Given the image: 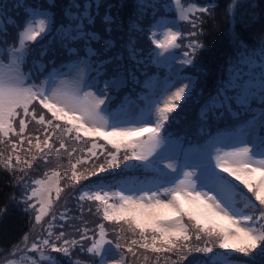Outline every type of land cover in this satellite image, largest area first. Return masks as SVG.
<instances>
[{
	"label": "snow or ice",
	"instance_id": "obj_1",
	"mask_svg": "<svg viewBox=\"0 0 264 264\" xmlns=\"http://www.w3.org/2000/svg\"><path fill=\"white\" fill-rule=\"evenodd\" d=\"M245 5L250 16L240 13ZM10 7L23 8L22 23ZM129 7L122 47L134 65L123 53L107 56ZM217 7L216 0H68L58 14L56 0H0V172L21 189L11 200L29 215L28 231L0 248V264H257L258 257L264 264V37L249 49L234 36L239 60L201 109L205 121L251 118L202 143L171 132L194 94L197 81L186 69L197 68L205 47L198 37ZM256 9L254 0H229L226 15L255 22L264 18V8ZM98 18L108 39L95 30ZM10 28L17 33L11 44ZM145 35L147 62L168 75L144 81L142 106L126 95L113 107L110 90L140 83ZM102 39L103 48L93 47ZM50 53H66L68 62L58 68L49 60L40 80ZM7 215L8 206L0 207V220ZM86 216L94 217L91 227Z\"/></svg>",
	"mask_w": 264,
	"mask_h": 264
},
{
	"label": "trees",
	"instance_id": "obj_2",
	"mask_svg": "<svg viewBox=\"0 0 264 264\" xmlns=\"http://www.w3.org/2000/svg\"><path fill=\"white\" fill-rule=\"evenodd\" d=\"M201 4H206L209 0H199ZM5 2L15 4L16 0H5ZM37 0H26L28 4H34ZM58 5V14L64 5L68 4V0H56ZM83 4L84 0H79ZM121 0H104L105 6L109 3L117 4ZM126 2L131 5L132 0H126ZM257 5L256 11L259 12L261 8H264V0H254ZM218 7L214 11V19L209 20L205 25H203L204 35L198 37L205 45V47L198 53L196 59L199 61L197 67H200L201 78L203 85L199 86L200 91L194 95V99L190 103V107L187 108V113L183 118H187L189 125L187 126H172L171 132L174 137H179L181 140L190 141L192 143L200 142L202 143L209 135L215 136L217 133H223L230 131L233 128L239 126L245 119H250V115H244L239 118H232L230 116H225L222 119H213L211 121H205L201 118V109L205 101L209 99L210 96H214L217 89L220 87L223 80H226L228 75V68L230 63L239 60L238 42L234 40L235 35H239L244 43L249 47V49H258L259 41L264 37V18H258L255 22L245 23L244 16H238L237 20H230L226 15V8L229 0H216ZM115 11V10H113ZM131 8L124 13L123 16V28L120 30H114L111 33V39L115 42V47L111 49L107 56L114 54L123 53L124 63L127 64V51L122 47L127 40V24H128V13ZM104 8H101V14H103ZM240 13L251 15L252 10L246 5L240 9ZM152 20V16L148 19L145 27L148 26V22ZM106 25H103L99 18L97 19L95 30L98 31L103 39H108L109 34L104 31ZM16 32V29H15ZM17 35V33H16ZM103 39L100 42H94L93 47L101 49L104 47ZM16 40L13 39V43ZM188 41H186L187 43ZM10 43V42H9ZM96 45V46H94ZM140 48V47H139ZM68 62L67 54H63L62 58L53 62L55 66L64 64ZM53 63H50L46 69L53 67ZM259 63V60H257ZM152 70V69H151ZM256 69L253 71L258 75ZM111 66H108V72L110 74ZM157 72L158 70H152L148 73H143L140 77L137 87H125L121 89L116 95L113 101V107L118 106L123 98L128 95L131 97L136 104L142 106L143 101L139 100V94H145L148 91L147 88L143 86L144 81L149 77H160ZM43 74H41L42 76ZM107 76L101 77V79H106ZM193 97V96H192ZM254 101L252 105H255ZM253 107V106H252ZM203 129V132H201ZM261 135L264 133L261 131ZM136 163V162H132ZM46 167H41V171ZM119 171V170H117ZM107 176L108 173L102 174ZM128 175H138L143 178L145 175L142 172L130 171ZM7 173L0 172V207L5 205L8 206V215L0 220V248H10L13 243H16L28 231L29 228V215H26L22 211V205L18 206L14 204L11 200L13 193H15L16 187H9L6 184ZM92 181L99 179V177H92ZM91 181H85L84 183H90ZM21 192L19 193V196ZM59 207V205L57 206ZM87 207V205H86ZM86 219L90 221L89 226H92V221L94 217L86 216ZM216 251V250H215ZM58 255V254H57ZM90 258L87 254H80L79 258ZM196 258H205L202 254H196ZM63 264H66V259L61 258ZM191 260L192 257H189ZM261 263V259L257 258V264ZM187 264V262H185Z\"/></svg>",
	"mask_w": 264,
	"mask_h": 264
},
{
	"label": "rangeland",
	"instance_id": "obj_3",
	"mask_svg": "<svg viewBox=\"0 0 264 264\" xmlns=\"http://www.w3.org/2000/svg\"><path fill=\"white\" fill-rule=\"evenodd\" d=\"M160 3H163L164 0H159ZM197 3L201 4L199 0H196ZM10 6H13L14 4L13 3H8ZM10 11H12L15 15H16V18L22 23V20L24 18V10L23 8L19 9V11L17 12V10L14 8V7H10ZM162 11V10H161ZM171 15L172 14H169V18H171ZM151 17V14L148 15L147 19L145 21H143V23H146L148 21V19ZM145 26V24H144ZM179 27H180V30L184 33H187L188 31L191 30L190 28V25L186 24V23H180L179 24ZM6 39L8 40V42L13 43V39L16 40V32H15V29L14 28H10L9 29V35L6 37ZM187 40L184 41V43H186ZM96 46V45H94ZM32 47H35V45H32ZM138 47H140L141 49H143V52H142V58L147 62L148 61V57H147V51L149 48L152 47L151 45V42L148 40L147 36H143V37H139V43H138ZM182 50H177V54H179ZM63 55H55V56H52V54L50 53L48 57H45V63H46V67L50 64L48 63L49 60H51L52 62H55L57 61L59 58H62ZM127 64L129 65H134L135 64V61H127ZM199 64V61L197 60V65ZM158 70L161 72H157L159 73V76L160 77H157L158 80L160 81H163L164 78L168 75V72H167V69L165 68H161V67H157L155 64H152L151 62H147L146 65L142 64L140 65V70L137 72V78L140 79V77H142L143 73H148L152 70ZM29 70V68L26 66L25 67V71L27 72ZM200 67H197L195 70H192V69H186V72L189 74V75H192L194 79H196L197 83H196V87L194 89V94H197L200 89H199V86L203 85V81H202V78H201V71H200ZM255 71H257V73L259 72L258 69H256ZM92 75H95V73H92ZM35 78V77H34ZM39 79L42 80L44 79L43 75L39 76ZM37 82H39V80H37ZM138 84H133L131 81H129V83L127 84L126 87H131V88H135L137 87ZM125 88V87H124ZM122 88V89H124ZM118 92H112L110 90L109 94L110 95H116ZM148 92L145 91V94L144 95H147ZM194 99V95L193 97L191 98L190 101H188L187 105L183 106V111L180 112V110L178 109L177 111L180 112V116H179V119L177 120L176 123L172 124V126H187L189 125V121L187 118H183V116L187 113V108L190 107V103L192 102V100ZM256 104L255 105H252L254 109H257L259 110V108L261 107V105L259 104L258 101H255ZM173 115H176V113H173ZM264 133V131H262ZM261 134V133H260ZM63 163H67L66 161H64ZM51 167L52 165H41L40 167ZM235 183V181H234ZM242 187V186H241ZM246 191V190H245ZM21 192V189L19 188H16L15 190V195L17 197H19V193ZM112 238V237H110ZM216 251H220V250H216ZM235 255V254H234ZM242 259H249L248 257H241ZM81 259V258H80ZM91 259L86 257V258H82V260H89ZM261 264V263H259Z\"/></svg>",
	"mask_w": 264,
	"mask_h": 264
}]
</instances>
